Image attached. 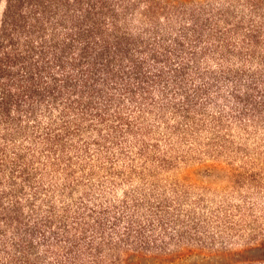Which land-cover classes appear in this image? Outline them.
<instances>
[{
    "label": "trees",
    "instance_id": "obj_1",
    "mask_svg": "<svg viewBox=\"0 0 264 264\" xmlns=\"http://www.w3.org/2000/svg\"><path fill=\"white\" fill-rule=\"evenodd\" d=\"M5 2L0 264L264 252V0Z\"/></svg>",
    "mask_w": 264,
    "mask_h": 264
},
{
    "label": "rangeland",
    "instance_id": "obj_2",
    "mask_svg": "<svg viewBox=\"0 0 264 264\" xmlns=\"http://www.w3.org/2000/svg\"><path fill=\"white\" fill-rule=\"evenodd\" d=\"M188 1V0H183ZM6 8L5 0H0V28ZM182 179L198 184L209 186L212 189H225L233 187L230 172L225 167L219 169L213 168L211 164L190 163L180 171ZM228 192V191H227ZM262 250L254 249L253 247L235 246L229 254H214L205 257L199 252H194L190 256L177 258L171 256L161 259L159 264H233L236 262H252L264 257ZM140 264H157V262L150 258L143 260Z\"/></svg>",
    "mask_w": 264,
    "mask_h": 264
}]
</instances>
